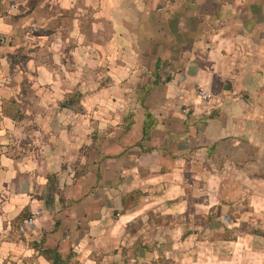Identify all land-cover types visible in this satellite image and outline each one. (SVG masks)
<instances>
[{
    "label": "crops",
    "instance_id": "1",
    "mask_svg": "<svg viewBox=\"0 0 264 264\" xmlns=\"http://www.w3.org/2000/svg\"><path fill=\"white\" fill-rule=\"evenodd\" d=\"M263 229L264 0H0V264H264Z\"/></svg>",
    "mask_w": 264,
    "mask_h": 264
},
{
    "label": "trees",
    "instance_id": "2",
    "mask_svg": "<svg viewBox=\"0 0 264 264\" xmlns=\"http://www.w3.org/2000/svg\"><path fill=\"white\" fill-rule=\"evenodd\" d=\"M49 198V202H50ZM40 253L45 255L49 260L53 262V264H67V262L63 259L62 255L58 251V248H49V249H40Z\"/></svg>",
    "mask_w": 264,
    "mask_h": 264
},
{
    "label": "built area",
    "instance_id": "3",
    "mask_svg": "<svg viewBox=\"0 0 264 264\" xmlns=\"http://www.w3.org/2000/svg\"><path fill=\"white\" fill-rule=\"evenodd\" d=\"M197 94H198V97L201 99V101H207L212 98V93L203 87H199L197 89ZM32 221L33 219H29L28 223H31Z\"/></svg>",
    "mask_w": 264,
    "mask_h": 264
},
{
    "label": "rangeland",
    "instance_id": "4",
    "mask_svg": "<svg viewBox=\"0 0 264 264\" xmlns=\"http://www.w3.org/2000/svg\"><path fill=\"white\" fill-rule=\"evenodd\" d=\"M78 94H79V93L75 94V96H74V98H73V101H74L73 103H78V102H79V101H77L76 98H75V97H77ZM51 184H53V183H51ZM29 219H31V218H29ZM29 219H28V220H29ZM15 222L17 223L18 228H20V230H21V220H20V219H16ZM31 223H32V222H31ZM31 223H28V222H27V224L24 223V225L29 226ZM18 230H19V229H18ZM259 233L264 234V229H263V230H260ZM72 253H74V252H70V254H72ZM63 259L67 262V264H69V261L67 260V258H63ZM74 264H75V263H74Z\"/></svg>",
    "mask_w": 264,
    "mask_h": 264
}]
</instances>
